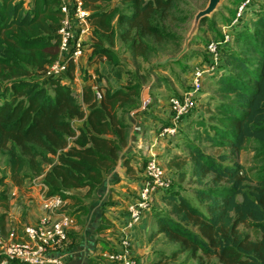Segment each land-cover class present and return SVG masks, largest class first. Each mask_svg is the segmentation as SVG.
Segmentation results:
<instances>
[{"label":"trees","instance_id":"obj_1","mask_svg":"<svg viewBox=\"0 0 264 264\" xmlns=\"http://www.w3.org/2000/svg\"><path fill=\"white\" fill-rule=\"evenodd\" d=\"M109 1L84 0L94 33L90 62L105 57L116 71L119 61L111 48L116 36L133 58L147 57L156 46L168 47L181 39L169 27L187 19L182 0H119L124 9L99 8V3ZM258 1L231 31L238 45L223 41L219 45L222 64L216 87L222 97H215L213 122L198 121L204 142L230 152L215 156L189 142L199 202L173 183L160 193L166 209L152 212L158 223L154 236L162 234L179 246L175 258L181 252L195 257L200 251L216 257L218 264H264V0ZM24 3L0 0V154L6 157L15 184L44 173L50 165L43 179L47 193L78 199L69 191L82 187L92 191L127 146L129 111L139 107L146 77L126 71L125 85L107 89L100 100L89 84H83L78 99L62 76L42 77L58 56L59 0H34L28 9ZM115 16L118 33L112 22ZM73 71L70 64L68 79ZM74 120L83 124L75 126ZM250 141L260 161L255 176L236 160ZM177 159L174 156L171 165L183 169L185 163ZM179 175L183 179L186 172ZM0 203L1 226L6 189L0 191ZM240 225L257 229L260 236L253 239ZM0 256L7 264H25Z\"/></svg>","mask_w":264,"mask_h":264},{"label":"rangeland","instance_id":"obj_2","mask_svg":"<svg viewBox=\"0 0 264 264\" xmlns=\"http://www.w3.org/2000/svg\"><path fill=\"white\" fill-rule=\"evenodd\" d=\"M242 1L243 0H223L214 14L201 23L197 35L193 37L188 49L185 51V39L191 28L194 16L198 10L207 6L208 0H182L181 7L182 10H184L182 15L187 17V19L185 22L177 20L169 27V29L178 34L181 39L172 41L168 44V47L160 45L157 48L156 46V50L150 52L147 57L136 58L131 56L128 47L118 39V36L115 37V42L111 47L119 61L117 64L119 70L117 68L116 70L121 73L124 71L125 80L127 76L126 71L132 73L137 72L138 75L146 77V82H144L145 84L142 87V101L139 103V107L136 108L139 110L135 115L143 117L144 113H147L146 110L149 109L150 113H154V117H152L150 119L151 122L146 123L142 131L137 134V138L140 139L138 145L142 144L149 151L154 153V155L158 156L164 164L167 173L172 176L174 184L182 189L184 195H187L190 199L192 198L191 200L197 203L199 200H197L196 188L199 184L192 175L193 159L190 156V149L188 147L189 142L197 144L208 154L215 156L221 153L230 152L229 148L215 147L210 143L204 142L201 138L203 127L198 124V121L200 120H205L207 124L213 122L211 120V114L216 112L215 108L217 100H215V97H222L217 91V78H206L204 91L198 98V107L182 123H178L176 127L177 131L174 135H164V137L159 136L161 129L154 126L156 125V122L160 123L158 126L161 127L165 125L171 126V124H169L171 120L170 98L180 96L182 92L189 88L192 71L196 66H211L212 57L208 47L212 42L217 43V45L222 44V41L238 45L231 36V31L239 25V22L234 24L233 22L237 18L238 9ZM258 2L259 1H257V3ZM107 5H117L121 9L126 7V5L122 4L119 0H111L109 2L99 3V8ZM24 7L25 9H28L30 7V2L25 1ZM112 22L115 31H117L116 16ZM216 39H221V41H217ZM92 42L93 38L88 45H85V55L82 58V63L87 69L83 72L82 69L78 71L79 73L76 80L75 77H73L74 75L71 77L74 82L72 88L73 91L76 92L78 99H80L81 84H90L91 81L93 85H96V83L100 84L104 91L125 85V81L121 82V74L120 78L118 76L119 73H116L115 75L114 65L109 64L111 68L107 66V69H110L107 72V75L112 79V76H114V78L116 77L115 81L109 80L101 73L100 70L105 73L106 65L100 57H97L93 61L96 63L95 65H97V71L95 72L99 75V79H97L98 75L96 73L95 80L89 78L90 72L88 71H92L90 67L92 62H90L88 58L93 53V46H91ZM104 46H107V44L105 43ZM79 82L81 84H79ZM165 107H169L168 113H162ZM133 110H130L129 112ZM150 129L155 131L150 132ZM155 137L158 139L156 140ZM254 146V143L250 141L245 146V149L236 156V160L246 166L250 176H255L256 167L260 164V161L255 158ZM136 149L138 152L137 157L142 160L141 167H144V162L151 154L145 152L144 148L136 147ZM174 156H178L176 161H182L183 164L185 163L183 169H178L171 165V159ZM137 171L141 172L142 168ZM180 172H186V175L184 176L185 178L181 179V176L179 175ZM8 177L10 178V172L7 166L6 157L0 154V191L6 189L4 186L6 184L5 180ZM157 198L158 200L156 199L151 211L158 207L166 209V204L162 201L161 196H158ZM240 229L244 232H248L253 239L260 236V232L253 227L240 225ZM150 249L152 251L151 258L149 260L144 259V261H140L139 264H218L216 257L204 256L200 251L196 253L195 257L192 256L190 252H181L175 258V252L176 250H179V246L168 242L164 236L152 239Z\"/></svg>","mask_w":264,"mask_h":264},{"label":"built area","instance_id":"obj_3","mask_svg":"<svg viewBox=\"0 0 264 264\" xmlns=\"http://www.w3.org/2000/svg\"><path fill=\"white\" fill-rule=\"evenodd\" d=\"M32 3L34 0H25ZM258 0H244L239 6L237 18L233 22L245 19L253 4ZM60 22L57 29L59 49L57 58L48 66L42 77L62 76L67 84H73V78L66 75L70 64L74 65L75 80L78 71L82 69L81 59L85 55V45L93 38V26L89 19L90 10L84 7V0H59ZM246 16V17H245ZM212 64L209 67L198 65L192 71L189 88L180 96L170 98L171 126L158 127L159 136L174 135L177 125L182 119L198 107V98L205 88L208 77H216L222 64V54L217 43L209 45ZM89 78L96 79L94 71ZM88 78V79H89ZM90 87L96 100L104 94L100 84ZM83 86V85H82ZM84 109V107H83ZM70 137L69 141H72ZM144 181L137 194L127 207L124 227L119 229V248L106 254L112 264H139V260L131 251V229L135 219L148 215L160 193L169 188L174 182L172 176L158 156L151 154L143 167ZM47 189L46 185H44ZM43 208L48 216L42 217L34 226L26 225L22 229L21 238L4 237L0 233V252L7 258L16 259L25 264H65L69 252L68 231L75 224L74 218L64 210L65 200L58 194H46ZM54 216V218H52Z\"/></svg>","mask_w":264,"mask_h":264},{"label":"crops","instance_id":"obj_4","mask_svg":"<svg viewBox=\"0 0 264 264\" xmlns=\"http://www.w3.org/2000/svg\"><path fill=\"white\" fill-rule=\"evenodd\" d=\"M102 60L106 65V71L104 73L100 70L101 73L109 80L115 81L116 77L112 76V79L107 75L110 70L107 68H111L109 65L111 63L105 57H102ZM82 61L83 59L81 65L85 71L87 68ZM95 64V62L91 63L92 71L97 69ZM118 70L114 71L115 75L120 73L121 82L125 81L124 71L121 73ZM142 96L141 90V101ZM138 110L129 112L131 127L128 143L122 149L115 166L104 174L103 180L92 191H89L88 187L69 191L70 195L76 196L79 200L65 199L64 210L75 220V224L68 231L70 248L65 264H112L106 254L119 248V229L124 227L127 207L144 181L142 160L137 157L136 147L144 148L148 154H154L142 144L138 145L140 139L137 138V134L142 131L145 124L151 122L154 113H150L148 109L147 113L140 117L135 115ZM163 112L168 113L169 107H165ZM82 124L83 121L74 120L75 126ZM159 124L156 122L154 127H158ZM154 131L150 129V132ZM53 159L56 161V158ZM49 168L50 165H47L44 173L26 178L21 184H15L9 177L5 180L7 207L6 216L0 226V233L4 237L21 238L24 226H34L42 217L48 216L42 203L47 194L43 179ZM140 168L142 171H137ZM1 209L3 207L0 206V211ZM154 209L149 211L148 215L135 219L131 229V251L139 262L151 258V240L162 236V234L154 236V232L158 229V223L152 217ZM0 264H7V260L0 256Z\"/></svg>","mask_w":264,"mask_h":264},{"label":"water","instance_id":"obj_5","mask_svg":"<svg viewBox=\"0 0 264 264\" xmlns=\"http://www.w3.org/2000/svg\"><path fill=\"white\" fill-rule=\"evenodd\" d=\"M222 2L223 0H208L207 6L196 12L191 28L185 39L184 51L188 49L190 41L193 39L195 35H197V32L199 31L202 20L206 17L212 16L214 12L218 9V7L221 5Z\"/></svg>","mask_w":264,"mask_h":264}]
</instances>
